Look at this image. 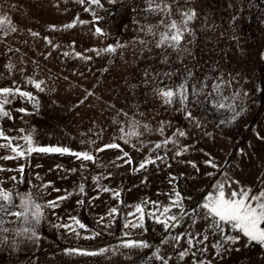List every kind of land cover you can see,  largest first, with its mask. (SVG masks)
Instances as JSON below:
<instances>
[{
	"label": "rangeland",
	"instance_id": "obj_1",
	"mask_svg": "<svg viewBox=\"0 0 264 264\" xmlns=\"http://www.w3.org/2000/svg\"><path fill=\"white\" fill-rule=\"evenodd\" d=\"M156 2L168 3L170 14L150 11V0H100L99 6L79 0H0V16L17 28L0 33V88L19 87L38 101L9 97L10 118H0V129L21 146L31 134L34 147H68L95 157L83 161L71 154L33 152L3 159L14 154L0 148V189L11 194V203L0 211V264H162L157 251L168 264H264V246L230 228L228 234L240 239L219 253L212 247L219 234L208 233L207 252L193 248L183 259L179 253L188 248L187 239L179 244L173 239L185 232L205 233L211 221L202 206L219 184L228 195L241 188L251 189L250 195L264 190V0ZM189 9L197 16L182 41L186 51L156 47L167 30L161 21L179 22ZM75 18L87 23L63 28ZM97 27L103 34H96ZM118 44L113 53L95 51ZM29 79L43 81L44 90ZM221 80L230 85L222 86L219 95L207 100L204 94L191 95L193 85L212 93ZM185 81L192 121L178 100L167 105L154 91ZM213 101L234 105L239 115L233 120V110L217 108ZM161 126L163 134L157 131ZM122 128L140 135L126 137L125 143ZM177 129L187 133L177 145L154 148ZM109 143L121 147L96 151ZM184 147L187 151L175 155ZM124 152L131 164L117 159ZM156 156L163 159L133 171ZM105 187L109 191L101 190ZM177 192L187 215L177 227L165 229L156 218H165L166 207L168 215H180L173 206ZM35 205L40 206L39 224L32 216ZM129 240L148 247H124Z\"/></svg>",
	"mask_w": 264,
	"mask_h": 264
},
{
	"label": "snow or ice",
	"instance_id": "obj_2",
	"mask_svg": "<svg viewBox=\"0 0 264 264\" xmlns=\"http://www.w3.org/2000/svg\"><path fill=\"white\" fill-rule=\"evenodd\" d=\"M89 3L93 5H100V0H79V3ZM171 6L168 3H157L156 0H150V6L149 10L154 12H165L170 14ZM89 9H85V11H88ZM197 16V13L195 9H189L187 11L181 12V20L177 22L176 20H171L168 23H165L163 20L161 21V24L164 25V27L167 29L164 32H161L159 34V39L156 42V47H170L174 51L177 52H183L186 51V49H183L181 47L182 41L185 39L186 34L191 33V28L189 27V24L191 21H193ZM78 23L83 24L87 23V21H81L78 18H75L70 23L63 25V28H73ZM53 30L56 29L55 25L50 26ZM17 28L14 26H11V22L7 19V17L0 16V33L3 35H7L9 32H16ZM149 32H152V27L150 26L148 28ZM96 34H103L102 30L100 28L95 29ZM32 36H38L39 33L37 32H31ZM45 41H47L49 44H52V41L49 40L48 37H44ZM74 43V42H73ZM141 43H144V41H141ZM54 48L57 47V45H52ZM118 47H121V45H108L104 49L95 50L97 51V54L99 55L100 52H109L113 53L116 51ZM65 56H68L69 53L65 52ZM75 55L77 57L89 60L91 57H84L81 53L76 52ZM167 61V57H165V62ZM9 69L13 68V65H7ZM147 75V73H146ZM164 76H170L171 73H163ZM189 76H191V73H189ZM29 82L34 85L36 89L39 91H43L44 88L42 87L43 81H33L29 79ZM230 85L229 82H225L221 80L219 83L214 84L212 86V93H204V85H201L199 88H197L195 85L191 87V95L193 97H199L201 94L205 95V99H210L212 94L215 93L219 95L221 93L222 86ZM155 94L158 95L162 100L163 103L170 105L176 102L177 100L181 105H183V109L185 111V117L189 121L194 120V116L190 110H187V104L189 101V87L187 84V81L180 84L177 87H168L165 86L163 88L155 89ZM20 95L22 97H26L29 100L33 101L34 104H38V101H36L35 97L30 92L22 91L19 87L11 88V87H4L0 88V118L2 117H9L10 113L5 110V105L9 104L11 101L9 97H15V95ZM91 95V93H89ZM238 95V94H237ZM246 95V94H245ZM236 97L234 96L233 99ZM197 103H200V101L197 99ZM214 106L217 108H225L228 107L229 109L233 110L234 115L232 116V119L234 120L236 116L239 115V112L235 111V106L232 104H224L219 103L217 101H213ZM20 112H25V109H19ZM196 126H200L197 122ZM133 129L136 127V123L134 122L132 125ZM144 128L147 130L148 125H144ZM161 134L164 133V127L161 126L157 129ZM121 132L124 133L120 137L121 140H124L125 143L128 142V139L126 137L131 136H139L140 133L133 130L130 132H125V130L122 128ZM187 133L183 130L177 129L171 137H165L161 142L156 143L154 145L155 149H161L162 147L168 145L169 143L173 145H177L179 143L178 137H185ZM0 139H3L6 141L4 144H0V148H10L11 152L14 154L13 156H6L3 157V159H15L20 157H25L26 155H30L33 152H42V153H60V154H71L77 157V159L83 160V161H94L95 157L92 153L88 151H76L73 152L68 147H34L33 146V138L31 134L23 137L22 139L26 142L25 146H21L18 144H15L13 142V138L8 137L5 135L4 131L0 129ZM120 144L118 143H109L104 145L102 148L96 149L97 152L104 151L105 149H120ZM182 151H187V148L184 147L181 149V151H176L175 155L179 156L182 154ZM117 159H124V162L127 164H131L132 160L129 157L127 152L123 153V157H118ZM163 157L156 156L155 159L152 158H146L143 162L139 164L138 169H133V171H138L139 169H144L149 164H155L156 160H161ZM206 163L211 164L212 161H206ZM20 171H23V166H21ZM73 171H75L73 169ZM94 180L100 179L99 177H93ZM104 192L109 191L107 187L101 189ZM80 192H84V186L83 184L80 186ZM251 189L241 188L239 191L233 190L230 195L226 194L225 192V186L223 184H219L217 186V191L215 194H211L207 202L203 204V208L206 210V216L205 219L210 220L211 222L208 225V228L205 230V233H191V232H185L178 234L173 239L179 244L182 238L187 239L188 248H186L184 251H181L179 253L180 259H183L186 255L189 254V252L196 248L198 251L207 252L208 246L206 242L209 239L208 233L211 232L212 235L219 234L221 236V240L217 241L212 245L213 248L217 249V252L219 253L221 250H226L225 245L229 243H235L237 242L240 237L230 235L227 232V229L230 228L232 230H235L239 233H241L244 237H246L251 242L259 243L260 245L264 246V190L260 191L258 195H250ZM115 196H119L120 194L118 192L113 193ZM177 199L173 201V206L180 209V215H168L170 212V208L166 207L163 210V215L165 218L163 220L159 219L158 217L157 222L163 224L165 229L175 228L181 223V219L184 215H187V213L184 211L183 204L180 201V193H176ZM66 197H59L58 199H65ZM31 200V197L28 198V200L24 201L25 209L24 213L28 211L27 204ZM11 203V194L0 189V211L6 210V204ZM49 206L55 207L56 202L50 201ZM113 213L117 210L113 208L111 210ZM137 211H142L139 206H137ZM24 213L16 212L14 215L21 216L24 215ZM32 216L35 219V223H40V206L35 205V211L32 213ZM196 221L193 220V223ZM76 223L79 224V221H76ZM131 227H137L138 225H130ZM80 227L83 228L84 225L80 224ZM4 231H7V229H4ZM25 232L29 231V229H25ZM32 235H36L35 232L32 233ZM124 247L128 248H134V247H148L146 243L143 242H137V241H127L123 244ZM75 251V250H74ZM88 254V253H84ZM157 259H160L162 261V264H168V261L160 256L158 254V251L154 253ZM192 255L195 256L196 252H192ZM196 264H211L210 261L205 260H198Z\"/></svg>",
	"mask_w": 264,
	"mask_h": 264
}]
</instances>
